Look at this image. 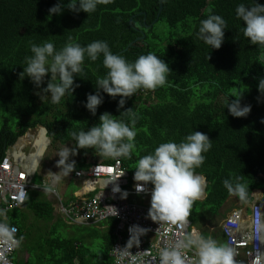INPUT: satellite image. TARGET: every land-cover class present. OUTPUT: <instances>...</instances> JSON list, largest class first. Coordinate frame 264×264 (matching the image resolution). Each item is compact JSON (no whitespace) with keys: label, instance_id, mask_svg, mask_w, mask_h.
<instances>
[{"label":"trees","instance_id":"obj_1","mask_svg":"<svg viewBox=\"0 0 264 264\" xmlns=\"http://www.w3.org/2000/svg\"><path fill=\"white\" fill-rule=\"evenodd\" d=\"M160 1V10L159 0H113L99 4L91 14L62 8L59 15L49 16L48 9L58 0H0V160L8 147L35 129L43 131L46 146L55 142L74 146L71 133L86 131L99 123L101 114L108 112L137 132L133 157L122 158L123 166L133 175L139 158L160 143L169 140L178 143L192 131H199L212 141L203 165L195 169L206 178L205 197L202 202L194 201L199 206L193 207L190 214L200 217L202 226L217 215L228 199L240 201L229 196L223 187L224 179L240 176V182L249 186L248 201L256 191L264 194V96L257 90L259 79L264 78V63L258 60L264 49L244 37L243 23L235 15L239 3L250 5L252 0ZM257 2L264 5V0ZM210 13L222 16L227 24L219 49H211L196 37L200 20ZM69 37L81 46L95 40L106 41L114 54L123 55L128 61L154 53L171 69L167 83L156 90H138L126 98L124 108L119 111L120 97L113 99L101 91L103 103L92 116L84 107L86 95L94 94L96 79L103 77L107 69L102 56L95 62L86 58L82 74L74 76V84L79 87L72 95L66 94L59 104H52L50 95L43 94L40 98L37 95L40 89L28 77L20 78V73L25 66L24 58L31 55L30 44L39 45L47 39L59 49ZM138 37L142 39L122 52ZM49 78L50 74L41 88L46 87ZM240 93L241 105L251 106L244 118L231 116L225 107L227 97L232 101ZM129 108L134 115L123 112ZM77 156L76 164L80 159L99 154L95 149H78ZM99 157L103 159L100 163H110L108 158ZM26 212L34 221L50 224L56 235L46 240L44 260L38 264H93L95 259L97 264L109 263L108 254L115 242L113 219L107 221L108 230L100 236L92 228L94 236L104 238L105 243L101 255L95 257L88 248L58 235L56 226L65 224L60 219L52 222L51 205L30 190L22 209L6 215L8 224L18 230L14 264H20L16 260L18 250L25 248L27 228L33 227ZM30 259L23 264H31Z\"/></svg>","mask_w":264,"mask_h":264},{"label":"clouds","instance_id":"obj_2","mask_svg":"<svg viewBox=\"0 0 264 264\" xmlns=\"http://www.w3.org/2000/svg\"><path fill=\"white\" fill-rule=\"evenodd\" d=\"M113 0H64L48 9L49 16L62 12V8L79 13L81 11L91 14L96 11L99 4H109ZM163 2V0H162ZM236 17L243 23V35L253 45L264 49V5L252 0L250 5L239 3L235 8ZM145 22H143V25ZM130 26H132L130 24ZM133 27V26H132ZM135 29V28H133ZM227 29L225 19L210 13L205 19L200 20L196 32L197 39L201 40L211 49H219L224 42V30ZM136 30V29H135ZM130 43V42H129ZM30 56L24 58L23 71L20 78L28 77L43 94L50 95L52 104H59L66 94H73L79 84H74V76L82 74L84 61H97L103 57L102 64L107 69L103 77H98L95 84V92L86 95L84 107L95 116L98 106L103 103V93L108 94L117 101V110L124 108L126 98L132 97L138 90H156L167 83L171 69L169 65L154 53L139 55L135 61H128L123 55L114 54L106 41L95 40L85 46L69 40L63 47L57 49L50 40H44L41 44H30ZM264 63V51L258 58ZM47 79L46 87L41 88ZM258 92L264 96V78L259 79ZM241 93L236 99L229 101L227 108L229 114L236 118H244L251 111L250 105H241ZM123 112L134 115L131 108ZM114 116L104 112L99 116V123L85 130L73 131L74 146H65L58 152L59 159L56 166L58 172H48L53 185L67 177L75 169L76 162L72 157L77 155L78 149H95L99 156L109 159L131 158L135 149V137L137 132L134 127L123 120L114 119ZM133 120V125H134ZM264 122V121H262ZM212 147V141L207 134L192 131L180 142L167 141L160 143L155 149L142 157L136 163L133 180L137 182L136 192L150 191V207L148 217L154 222H164L174 225H183L187 222L194 201L198 200L206 187V178L196 173L205 161V154ZM59 173V174H58ZM123 173H120V176ZM240 176L229 177L223 180V187L229 196L237 197L241 202H247L249 198V186L240 182ZM117 179L110 178L106 182L113 183L112 192L120 193L121 199H126L128 192L122 191L114 182ZM151 185V188L147 187ZM50 190V187L46 188ZM114 217L117 210L112 207ZM264 226V225H263ZM16 231L7 224L0 223V237L10 238ZM149 229L139 225L128 228L129 238L123 248L118 250L117 264H123L128 258L129 264H146L140 256L132 254L133 246L140 245V237ZM263 232V231H262ZM186 251H193L196 257L195 264H235V250L226 244H219L215 239L205 238L195 231L178 239L170 246L158 249L159 264H186Z\"/></svg>","mask_w":264,"mask_h":264},{"label":"built area","instance_id":"obj_3","mask_svg":"<svg viewBox=\"0 0 264 264\" xmlns=\"http://www.w3.org/2000/svg\"><path fill=\"white\" fill-rule=\"evenodd\" d=\"M15 145L8 147L0 160V223L16 229L10 238L0 237V264H14L12 257L18 246V230L16 226L8 224L6 215L16 209H22L28 192L36 188L31 184V179L39 165V162L35 167L29 164L31 146L27 150L23 146L15 153L13 152ZM109 160V164L91 162L87 165L86 169L89 167L87 170L73 171V176L79 178L83 186L79 187L80 192L75 195L77 198L74 201L67 205L58 203V212L71 224L92 225L111 219L115 221L113 230L115 242L108 254L110 258L108 264H117L118 250L115 248L125 246L129 238L130 226L139 225L149 229L140 237L139 247L133 246L130 251L142 257L146 264H159V248L170 246L196 230L190 229L188 220L183 225L152 221L147 215L150 207V191L137 193V182L123 166L122 158ZM99 162H103V159H99ZM120 173L123 175L120 176ZM46 178L47 180L42 181L41 188L37 189L46 188L47 184L51 186L57 184L56 182L53 185L50 175ZM110 178L117 179L114 183L122 191L128 192L126 199H121L120 193L112 192L113 183L106 186ZM147 187L150 190L151 185ZM51 194L55 195L54 192ZM135 197L142 198V201H132L131 198ZM262 204L261 198L256 197L249 205L248 213H243L241 209L232 210L220 223L219 231L225 244L235 250V264H264ZM112 207L118 213L115 217V210ZM185 255L186 264H195L196 257L193 251H186ZM123 264H129L128 258Z\"/></svg>","mask_w":264,"mask_h":264},{"label":"rangeland","instance_id":"obj_4","mask_svg":"<svg viewBox=\"0 0 264 264\" xmlns=\"http://www.w3.org/2000/svg\"><path fill=\"white\" fill-rule=\"evenodd\" d=\"M48 117L49 115L46 116V118ZM43 135L44 133L40 129L31 130L27 132V134L16 143L15 148L13 149L16 153L23 146H25V150H27L28 147L31 146L32 151L29 157L35 158L37 160V164L39 162V165L36 168L34 175L31 179V184L36 186V188L30 190L36 192L39 196L41 195L42 198L51 205L54 216V220L52 222H54L56 219H60L65 224L63 227L59 228L56 226L57 230L59 231L58 235L60 234L61 237L71 239L75 245H80L81 248H88L90 253L97 257L101 255V251L104 250L105 243L104 238L94 236L92 228L95 229L98 235L100 236L101 234L106 232L108 220L92 225L71 224L68 223V221L64 220L58 212L57 206L59 202L63 205H67L69 202L74 201L77 198L74 193L79 190V187L77 184L74 183L73 179L71 178V173L67 177L61 176V179L57 182L55 186L47 184L46 188L50 187V190H46V188L37 189L41 188L42 181L47 180L46 175L49 171L53 173L59 171L56 166V162L59 159L57 155L59 150H61L65 146H72L71 143L67 142L64 144L59 142H55L53 144L48 143V145L46 146L47 142L45 141ZM34 138L36 141H34ZM34 142H36V147L33 145ZM71 159H74L75 162H77L78 156L76 155ZM86 159H90L92 160V162L95 163H100L99 159H101V157L88 156L84 160ZM76 167L80 168L78 167V164H76L75 168ZM262 177L264 178V176ZM51 192H54L55 195L51 194ZM257 192V198H261L262 202L264 203V194L260 191H256L255 193ZM203 200L204 199L197 201L202 202ZM238 203L234 198L228 199V201L225 202V204L221 207L217 215L209 219L202 226H200V217L190 214L187 219L190 222V229L196 230L195 228H197V231L199 232L198 234H200L201 236L205 238L215 239L217 243L224 244L223 237L219 231L220 223L223 219L226 218L229 211H231ZM198 206L199 203H193L192 208H197ZM25 214L27 216L28 223H32L33 227L27 228L28 239L25 243L26 246L25 248H19L16 260H18L20 264H23L26 263L28 258L30 257L31 264H38V262L44 260V253L47 250L46 240L50 238V236L54 237L56 235L52 233L49 226L50 224H45L44 222L39 220L34 221L35 218L32 219V215L29 212H26ZM10 217L15 218V216L12 215H10ZM191 222L196 225H192ZM56 228L55 233L57 234ZM96 262V259L92 261L93 264H97Z\"/></svg>","mask_w":264,"mask_h":264},{"label":"crops","instance_id":"obj_5","mask_svg":"<svg viewBox=\"0 0 264 264\" xmlns=\"http://www.w3.org/2000/svg\"><path fill=\"white\" fill-rule=\"evenodd\" d=\"M92 162V160H90V159H86V160H79V162L77 163L78 164V167H80V168H75L74 170H76V169H82V170H87L86 169V167H87V165L89 164L90 165V163ZM73 173V172H72ZM47 176V175H46ZM72 179H73V181H74V183L75 184H77L78 185V187H81V185L83 186V184H82V181H80L79 180V178H77V177H75V176H73L72 175V177H71ZM58 182V181H57ZM80 192V189L77 191V192H75L74 194L76 195L77 193H79ZM257 194H258V192L257 193H253L252 194V196H255V197H257ZM131 200L132 201H135V202H141L142 201V198H139V197H135V198H131ZM202 200V199H201ZM228 201V200H227ZM237 201V200H236ZM239 202V203H238ZM253 202V198H252V200L251 201H247L246 203L244 202V203H241L240 201H237V205L232 209V210H236V209H241L242 210V212L243 213H245V208L248 210L249 209V205L251 204ZM263 205V207H264V203L262 204ZM231 210V211H232ZM231 211H229V213L231 212ZM228 213V214H229ZM247 213H248V211H247ZM263 223H264V210H263ZM196 229V233H199L198 231H197V228H195ZM192 230H194V229H192ZM221 234V233H220ZM200 235V234H199ZM223 237V236H222ZM223 242H224V239H223ZM224 244H225V242H224Z\"/></svg>","mask_w":264,"mask_h":264},{"label":"water","instance_id":"obj_6","mask_svg":"<svg viewBox=\"0 0 264 264\" xmlns=\"http://www.w3.org/2000/svg\"><path fill=\"white\" fill-rule=\"evenodd\" d=\"M161 6H162V4H161V1L159 0V6H158L159 7V10L161 9ZM129 24H130V22H129ZM144 26H146V25L144 24ZM141 39L142 38L138 37V38L134 39L133 41H131L130 43H128V45L122 50V52L127 51L131 46H133L135 43H137ZM204 197H205V194H203L202 197H200V199H198V200L204 199ZM252 198H253V200H255L256 197L255 196H252ZM247 211L248 210L245 208V213H247ZM262 233L264 235V230H263Z\"/></svg>","mask_w":264,"mask_h":264},{"label":"bare ground","instance_id":"obj_7","mask_svg":"<svg viewBox=\"0 0 264 264\" xmlns=\"http://www.w3.org/2000/svg\"><path fill=\"white\" fill-rule=\"evenodd\" d=\"M33 145L36 147V142H34ZM13 152L15 151L13 150ZM29 164L32 167H35L37 165V160L35 158L29 157Z\"/></svg>","mask_w":264,"mask_h":264}]
</instances>
